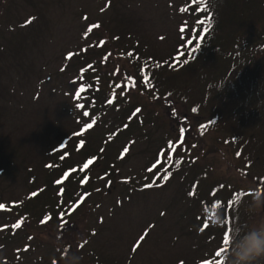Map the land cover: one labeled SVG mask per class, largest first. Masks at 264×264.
Listing matches in <instances>:
<instances>
[{
    "label": "rangeland",
    "instance_id": "1",
    "mask_svg": "<svg viewBox=\"0 0 264 264\" xmlns=\"http://www.w3.org/2000/svg\"><path fill=\"white\" fill-rule=\"evenodd\" d=\"M186 2L0 0L2 26L12 23L11 32L2 27L0 34H6L0 40V51L6 50L0 60V264H65V255L73 254L79 264H197L204 258L213 264L225 230L212 222L221 211L208 203L209 193L217 189L224 198L242 188L251 196L252 177L261 171L233 155L235 145L223 132L203 128L209 117L193 112L191 102L202 99L201 85L183 88L191 97L184 106L152 103V90L123 55L133 48L164 59L179 50L190 32ZM256 5L260 23L247 22L241 34L252 40L256 27L264 30V0ZM29 19L25 29L17 26ZM92 25L98 27L88 31ZM122 81L127 89L116 90ZM82 84L87 90L77 99ZM94 88L113 103L91 108L89 102L103 100ZM214 116L223 126V117ZM179 125L189 129L183 143ZM86 139L99 161L85 169L87 182L67 183L66 192L47 182L48 146L67 143L66 161L78 163L82 156L72 149ZM170 144L179 146L172 151ZM177 161V171L161 183V167ZM153 182L161 186L143 187ZM35 190L48 192L33 198ZM250 203H242L243 212ZM247 217L252 227L264 220V210Z\"/></svg>",
    "mask_w": 264,
    "mask_h": 264
},
{
    "label": "trees",
    "instance_id": "2",
    "mask_svg": "<svg viewBox=\"0 0 264 264\" xmlns=\"http://www.w3.org/2000/svg\"><path fill=\"white\" fill-rule=\"evenodd\" d=\"M258 1L187 0L183 12L191 21L190 32L179 50H175L172 55L164 59H158L149 54L143 56L142 51L135 54L133 48L127 49L123 54L124 59L138 69L144 87L152 90V98L149 100L152 103L157 102L161 106L166 103L184 106L191 97L188 93L182 92L183 88L188 89L193 85L202 86V99L195 103L190 100L192 111L193 109H195L193 112L203 111L209 117L205 123H202L203 128L214 130L216 133L223 132L225 142H232L235 145L233 155L245 160L252 169H260L261 173L252 177L255 183L254 186L252 185L253 194L257 195L259 194L257 190L264 188V30L256 27L252 32L256 34L254 40L241 34L245 31L247 22L255 25L260 23L259 9L256 5ZM32 19L25 23H19L17 20L15 22H18V27L25 29ZM2 22L4 19L0 21V34L2 27H7L6 31L11 32L12 23L2 26ZM190 40L196 41L199 47L196 48V44L190 46ZM224 44L229 46L223 47ZM0 47L3 49L2 44ZM0 52V60L5 61L6 50ZM92 67L89 63L87 64V68L92 69ZM124 81L120 83L121 87L115 89L125 87ZM126 89L123 88V90ZM92 91L95 95L101 92L103 100L89 102L91 108L98 109L108 104L107 101L111 98L108 93L105 94L104 89L94 88ZM173 93L177 94L175 100ZM86 96L91 98L90 95L86 94ZM214 114L219 118L223 117L221 120L223 126L216 124L218 119ZM196 124L200 125L199 122ZM179 126V130L181 127L184 129V137L186 135L189 137L188 127ZM200 138L203 139L202 135ZM187 140L192 144L194 142L191 138ZM55 146H57L56 143L50 144L47 149V155H51L53 160L52 164L47 166L50 168L47 182H52V185L60 187L64 192H66L67 183L72 181L82 183L87 178L88 172L81 170L83 168L79 166L81 163L84 165L92 159L90 168L99 164L97 153L88 149L87 139L77 142L72 149L74 153L82 156V161L78 163L75 158L72 161H66L69 159L68 153L71 152L67 148V143H59L58 148ZM213 146L219 150L218 146ZM176 169H178L176 165L173 167H170L168 163L163 165L160 169V179L163 181V176L168 173H171L169 176L171 178ZM162 181L161 183L165 182ZM216 190H211L207 201L209 204L214 203V206H218L221 211L220 223H223V230H225L223 239L226 232L234 235L235 228V232L240 233L239 236H235V240L241 242L243 238L241 228L249 229L251 220L242 211L244 208L242 203L251 202L253 194L250 196L249 191L239 188L223 198L219 190ZM42 192L45 194L48 190ZM40 194H37V190L35 195L32 193L33 198L41 197ZM46 197L50 198V195L46 194ZM230 243L231 241L228 245L223 244L218 251L227 249ZM225 252L221 256H217L216 253L212 255L210 259L213 264L218 262L224 264ZM257 261L263 264L264 257ZM197 264H210V261L204 258L197 261Z\"/></svg>",
    "mask_w": 264,
    "mask_h": 264
},
{
    "label": "clouds",
    "instance_id": "3",
    "mask_svg": "<svg viewBox=\"0 0 264 264\" xmlns=\"http://www.w3.org/2000/svg\"><path fill=\"white\" fill-rule=\"evenodd\" d=\"M224 157L228 160V155L224 153ZM258 195L253 194L251 203L245 211V215L250 216L264 210V189H258ZM222 221V214L217 211L216 215L212 218V222L220 224ZM239 227V226H236ZM234 235L230 234V246L223 254L224 264H255V262L264 257V220L258 224L250 227L247 230L241 228L243 238L241 242H236L235 236H239V232ZM80 257L75 254L69 256L65 255V264H79Z\"/></svg>",
    "mask_w": 264,
    "mask_h": 264
},
{
    "label": "snow or ice",
    "instance_id": "4",
    "mask_svg": "<svg viewBox=\"0 0 264 264\" xmlns=\"http://www.w3.org/2000/svg\"><path fill=\"white\" fill-rule=\"evenodd\" d=\"M200 23H202V22H200ZM93 27H98V25H92V26H90L89 29H88V31H91ZM185 30H186V29H185L184 26H182V27L180 28L181 33H183ZM205 31H206V29H205ZM202 38H203V37H201V39H202ZM101 43H103V42H101ZM192 44H196V48L199 47V44L196 43V41H194V40H190V41H189V45L191 46ZM71 56H72V54L69 53V58H70ZM185 62H187V61H185ZM82 78H83V77H82ZM145 81L147 82V77L145 78ZM88 87H90V86H88ZM86 90H87V88L82 84V85L80 86V88L75 92V96H76V98H77V99H80V98H81V93L85 92ZM107 103L111 104V103H113V100L110 99V100L107 101ZM76 106L79 107V108H81V109L84 108V105H83V104H77ZM139 111H140V109H136V112H139ZM193 111H195V109H193ZM134 114H135V113H134ZM83 115H84L85 117H87V116H89V112H88V111H84V112H83ZM94 123H95V120L93 119V121H92L91 123H88V124L85 125V128H86V129H91V128L93 127ZM201 134H203V133H201ZM178 136L180 137L179 143H183V137H184V129H183V127H181V129L179 130V135H178ZM178 146H179V144H177L175 147H174L172 144L169 145V147L172 149V151H175V148L178 147ZM127 151H128V149L125 148V149H124V153H126ZM122 155H123V153H122ZM237 155H239V153H238ZM169 158H171V157H169ZM92 163H93V160H92V159H89L87 162L84 163L83 168H82L81 170L83 171V170H85V169H88L89 165H91ZM179 164H180V161H177L176 166L179 167ZM153 167H155V165H153ZM148 171L151 172V171H152V168H149ZM65 175L67 176V173H66ZM170 175H171V173H168V174L164 175V176H163V181H167ZM163 181H162V182H163ZM86 182H87V178H85V180L82 181V183H86ZM57 183H60V181H57ZM159 186H161V185H160V184H156L155 182H153V183H151V184H145L143 187H144L145 189H148V188L159 187ZM33 195H35V193H33ZM189 195H192V193H189ZM237 199H238V198H237ZM230 203H231V202H230ZM4 208H5L4 205H0V209H4ZM162 215H163V213H162ZM43 222H44V221H42V223H43ZM20 226H21V223H20V222H18L17 224L13 225L14 228H19ZM207 226H208L207 223H205L204 227H207ZM201 231H203V228L201 229ZM229 237H230L229 232H226L225 235H224V239H223V243H224L225 245H228V244H229V242H230V241H229ZM141 239H143V237H142ZM134 250H135V249H134ZM224 251H226V249H221L220 251H218V252L216 253V255H217V256H221V254H222ZM218 264H219V262H218Z\"/></svg>",
    "mask_w": 264,
    "mask_h": 264
}]
</instances>
